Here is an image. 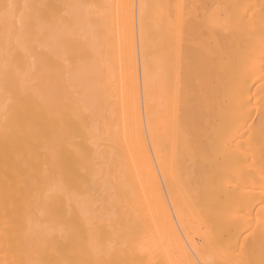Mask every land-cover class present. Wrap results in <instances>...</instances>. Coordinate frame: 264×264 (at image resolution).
<instances>
[{
    "label": "bare ground",
    "instance_id": "1",
    "mask_svg": "<svg viewBox=\"0 0 264 264\" xmlns=\"http://www.w3.org/2000/svg\"><path fill=\"white\" fill-rule=\"evenodd\" d=\"M0 264H264V0H0Z\"/></svg>",
    "mask_w": 264,
    "mask_h": 264
}]
</instances>
